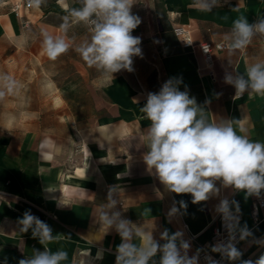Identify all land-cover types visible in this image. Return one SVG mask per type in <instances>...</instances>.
I'll return each instance as SVG.
<instances>
[{
    "label": "crops",
    "instance_id": "0c3cea01",
    "mask_svg": "<svg viewBox=\"0 0 264 264\" xmlns=\"http://www.w3.org/2000/svg\"><path fill=\"white\" fill-rule=\"evenodd\" d=\"M67 3L78 6L74 0ZM12 4L0 0V72L8 65L15 67L13 56L21 51L18 41L22 33L14 26ZM190 4L192 0H138L132 12L141 24L132 35L141 37L143 58L134 57V70L116 73L111 82L73 50L60 57L58 79L43 77V83L54 84V93H37L36 85L42 82L31 76L27 127L5 125L0 119V264L5 258L7 264H18L32 249L43 250L31 231L23 234L18 230L17 221L25 211L50 225L54 235L60 234L48 248L67 251L64 264L79 260L81 253L89 254L91 264H115L120 237L115 231L105 234L96 219L112 186H116L113 195L125 218L154 230L157 238L165 229L182 232L190 244V257L197 254L200 244L209 241L220 200L236 199L239 223L247 225L251 236L241 241L237 235L240 260L226 262L256 264L264 255V207L257 223L251 215V203L257 196L245 198L244 192L222 188L217 182L219 195L193 204L190 194L165 190L142 159L146 151L142 134L150 122L143 118L140 107L147 93L158 92L173 77L182 78L180 90L187 86L210 121H240L250 140L264 142V97H250L247 92L235 97L234 87L224 81L226 74L243 73L248 63L264 59V40L255 39L243 53L229 55L227 49L216 53L213 66L207 69L198 49L182 47L172 31L174 25L185 24L197 42H224V35L239 16H246L249 23L264 18V0H221L222 6L211 12L198 11ZM59 7L61 24L65 12ZM24 12L27 18L31 8ZM32 15L40 25V19L47 16L41 9H32ZM73 35L79 40L86 30L75 27L69 33ZM34 42L31 40V67L35 68L37 59L46 65L49 58L42 57L43 51L37 55ZM9 48L11 64L5 63L9 58L4 56ZM3 105L0 102V116ZM180 200L186 202V210L169 217L174 202L179 208ZM97 252L101 259H96ZM198 264H202L200 259Z\"/></svg>",
    "mask_w": 264,
    "mask_h": 264
},
{
    "label": "clouds",
    "instance_id": "9594fccd",
    "mask_svg": "<svg viewBox=\"0 0 264 264\" xmlns=\"http://www.w3.org/2000/svg\"><path fill=\"white\" fill-rule=\"evenodd\" d=\"M74 2L77 7L70 6L67 0H58L65 15L61 18L59 34L41 29L43 54L56 61L73 50L89 68H94L109 82L115 80L116 73L132 72L133 58H143L141 37L132 35L141 24L140 17L132 12L138 0ZM46 3L47 0H27V6L35 10H40ZM189 6L201 12H211L222 5L221 0H192ZM75 27H83L86 35L79 40L74 35L69 36ZM257 38L264 40V18L249 23L246 16L241 15L233 21L223 40L228 54L233 55L245 52ZM27 42L28 36L22 34L18 46ZM224 81L234 87L235 97L246 92L250 97H264V59L248 63L243 73L226 74ZM182 82L181 77L168 79L158 92L147 93L146 102L140 107L143 118L150 122L142 134L146 149L142 159L147 171L168 192L190 194L193 204L219 195L220 187L242 191L245 198L259 197L264 192V142L250 140L240 121H210L204 107L189 95L187 86L184 91L180 90ZM23 87L12 75L0 72V102L7 96L18 94ZM115 188L109 189L107 202L98 208L96 216L105 234L115 231L120 237L121 242L115 248V264H198L199 250L196 255H188L190 244L182 232L170 233L165 229L157 238L154 230H146L141 223L125 218L117 208L119 202L113 195ZM178 203L179 208L174 202L169 217L179 214L181 209L186 210L185 201ZM216 211L225 222L228 242L212 250L229 261H238L242 254L235 246L237 235L243 241L251 236V232L246 224L241 226L239 223L240 208L236 201L230 203L224 198ZM17 224L19 232L31 231L32 238L43 246L42 251L32 249V254L20 259L18 264H64L68 260L67 251L53 252L48 248V244L59 239L60 234L54 235L46 222L25 211ZM80 255L81 258H74L72 264H91L87 258L89 254ZM101 258V253L97 252L96 259ZM2 264H7V258ZM242 264L252 262L243 261ZM256 264H264V256Z\"/></svg>",
    "mask_w": 264,
    "mask_h": 264
},
{
    "label": "rangeland",
    "instance_id": "374dc122",
    "mask_svg": "<svg viewBox=\"0 0 264 264\" xmlns=\"http://www.w3.org/2000/svg\"><path fill=\"white\" fill-rule=\"evenodd\" d=\"M6 1V0H5ZM25 0H9V2L15 3ZM12 7V5H11ZM35 10V9H34ZM30 11V10H29ZM41 11L46 13L47 16L40 19L43 24H38L36 18L32 15L27 14L25 17H16L14 14V26L21 30L22 34L28 36V42L21 46V51L19 54L14 55L13 59L16 63L15 67H10L9 65L2 69L3 73H8L12 75L16 80L21 82L24 87L20 89L18 95L7 96L3 101L4 114L0 116V119L5 123V125H10L11 123L19 124L21 127H27L28 121L31 119V76H36L39 81H43L44 76H49L52 79H58L61 72L59 68L60 57L56 61H47V64L42 65L38 62V59L35 63L36 67H31V40H35V48L37 55L41 48V29L48 31L50 34L56 35L59 34V25H60V7L58 0H47L46 5L41 7ZM28 18L30 22L28 21ZM49 29V30H47ZM26 30V31H23ZM32 35V37H31ZM15 48V47H12ZM12 49H7L5 52V60L9 58L5 63L11 64V52ZM38 50V51H37ZM42 57H47L45 54H41ZM72 70H68L70 76ZM48 81V80H47ZM56 82V81H55ZM58 85V82H57ZM37 93L38 92H47L48 94L54 93V84L51 83H40L36 85ZM19 96V98H17ZM24 132H21V137ZM264 256V255H263Z\"/></svg>",
    "mask_w": 264,
    "mask_h": 264
},
{
    "label": "built area",
    "instance_id": "2783aa9c",
    "mask_svg": "<svg viewBox=\"0 0 264 264\" xmlns=\"http://www.w3.org/2000/svg\"><path fill=\"white\" fill-rule=\"evenodd\" d=\"M25 9H29L27 6V0L15 2L12 4L11 11L17 17H25ZM26 18V17H25ZM174 35L179 40L182 47L185 48H196L201 53L204 67L210 69L213 66L215 61L216 53L227 49L225 42H209V41H195L191 28L185 24H176L172 27ZM188 42V43H187ZM191 43V44H189ZM205 50V51H204ZM210 74L212 72L210 71ZM229 202L236 199H228ZM264 207V195L257 197L251 203V215L255 223L259 220L260 209ZM235 209H233L234 211ZM239 213V220H240ZM228 242V231L225 226V222L222 216L217 212L215 218L213 219V226L211 236L208 242L200 244L198 247L199 250V259L202 264H228L225 257L220 253L214 252L212 249L221 244H226ZM236 246V244H235Z\"/></svg>",
    "mask_w": 264,
    "mask_h": 264
}]
</instances>
